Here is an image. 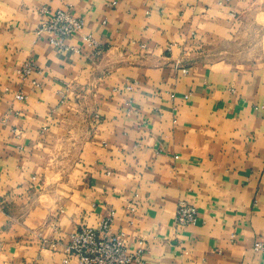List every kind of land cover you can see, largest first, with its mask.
Wrapping results in <instances>:
<instances>
[{"label":"crops","instance_id":"0c3cea01","mask_svg":"<svg viewBox=\"0 0 264 264\" xmlns=\"http://www.w3.org/2000/svg\"><path fill=\"white\" fill-rule=\"evenodd\" d=\"M43 8L84 18L81 52L38 36ZM111 210L143 264H264V0H0V264H77Z\"/></svg>","mask_w":264,"mask_h":264},{"label":"built area","instance_id":"2783aa9c","mask_svg":"<svg viewBox=\"0 0 264 264\" xmlns=\"http://www.w3.org/2000/svg\"><path fill=\"white\" fill-rule=\"evenodd\" d=\"M113 4H116L114 2ZM45 15L36 32L38 36H46L50 44L58 50H76L65 44V40L83 31L84 18L77 15L71 8L58 9L50 13L46 8L42 10ZM83 40L89 48L99 49V42L90 35H83ZM42 71L37 65L28 61L18 69L20 78L24 81L30 80L34 74ZM30 83L33 88L40 87V82L32 78ZM15 97L17 100L26 102L29 98L27 91L20 88ZM133 211V208L130 209ZM198 209L186 200H181L176 212V224L180 228L195 224L198 220ZM115 211L111 210L102 217L98 226L80 225L70 235L67 244V254L74 258L77 264H143L142 254L139 251L129 252L125 246V234L113 232L112 223ZM254 251L264 254V239L255 242Z\"/></svg>","mask_w":264,"mask_h":264},{"label":"rangeland","instance_id":"374dc122","mask_svg":"<svg viewBox=\"0 0 264 264\" xmlns=\"http://www.w3.org/2000/svg\"><path fill=\"white\" fill-rule=\"evenodd\" d=\"M221 50H214L210 57L214 60H217V59H226V60H229V61H232V62H240L242 60H252L254 59V57H258L257 54L256 55H245V54H235V55H227L224 54L225 51H226V44L222 45L221 47ZM224 52V53H223Z\"/></svg>","mask_w":264,"mask_h":264}]
</instances>
